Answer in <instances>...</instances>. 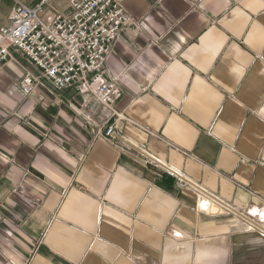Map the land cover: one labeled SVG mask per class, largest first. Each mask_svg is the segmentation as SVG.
<instances>
[{
  "label": "crops",
  "instance_id": "obj_1",
  "mask_svg": "<svg viewBox=\"0 0 264 264\" xmlns=\"http://www.w3.org/2000/svg\"><path fill=\"white\" fill-rule=\"evenodd\" d=\"M40 1L0 0V28ZM118 1L103 68L118 121L86 91L15 90L39 72L20 52L0 67V264H264V0ZM169 169L257 228L204 210Z\"/></svg>",
  "mask_w": 264,
  "mask_h": 264
},
{
  "label": "built area",
  "instance_id": "obj_2",
  "mask_svg": "<svg viewBox=\"0 0 264 264\" xmlns=\"http://www.w3.org/2000/svg\"><path fill=\"white\" fill-rule=\"evenodd\" d=\"M49 1L41 0L35 7L20 3L13 9L9 23L0 28V67L14 57L15 52H20L39 72L26 71L15 90L31 96L38 92L42 81L47 80L57 89L88 91L95 100L93 107L108 109L118 121L124 117L116 109L123 90L104 78L103 68L126 22L121 2L67 0L70 12L58 13L48 21L40 11ZM117 129L116 122L108 125L105 138L113 142ZM169 171L180 187L196 191L200 205L207 202L218 211L237 215L249 229L257 228L248 216L215 193L186 175L173 169Z\"/></svg>",
  "mask_w": 264,
  "mask_h": 264
},
{
  "label": "water",
  "instance_id": "obj_3",
  "mask_svg": "<svg viewBox=\"0 0 264 264\" xmlns=\"http://www.w3.org/2000/svg\"><path fill=\"white\" fill-rule=\"evenodd\" d=\"M203 209L204 210H210V204L209 203H207V202H204L203 204ZM216 209V208H215ZM216 210H218V209H216ZM259 226H261V225H259ZM262 227V226H261ZM262 228H264V227H262Z\"/></svg>",
  "mask_w": 264,
  "mask_h": 264
},
{
  "label": "rangeland",
  "instance_id": "obj_4",
  "mask_svg": "<svg viewBox=\"0 0 264 264\" xmlns=\"http://www.w3.org/2000/svg\"><path fill=\"white\" fill-rule=\"evenodd\" d=\"M123 32V31H122ZM120 86V85H119ZM121 87V86H120ZM74 89V88H73ZM77 90V89H76ZM79 91V90H78ZM86 92H88V91H86ZM89 93V92H88ZM92 100H93V103L95 104V100H94V98H93V96H92ZM93 104V105H94Z\"/></svg>",
  "mask_w": 264,
  "mask_h": 264
},
{
  "label": "bare ground",
  "instance_id": "obj_5",
  "mask_svg": "<svg viewBox=\"0 0 264 264\" xmlns=\"http://www.w3.org/2000/svg\"><path fill=\"white\" fill-rule=\"evenodd\" d=\"M261 229V228H260ZM264 230V229H263Z\"/></svg>",
  "mask_w": 264,
  "mask_h": 264
}]
</instances>
